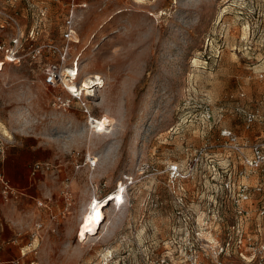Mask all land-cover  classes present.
<instances>
[{"label": "rangeland", "instance_id": "obj_1", "mask_svg": "<svg viewBox=\"0 0 264 264\" xmlns=\"http://www.w3.org/2000/svg\"><path fill=\"white\" fill-rule=\"evenodd\" d=\"M72 7L71 85L103 129L77 99L52 107L69 94L43 85L44 58L1 65L0 178L16 194L0 191V264H257L264 167L240 178L239 154L219 133L231 130L247 156L264 145V0H0L25 36L39 31L35 44L60 45ZM251 111L261 120L247 125ZM241 183L263 187L245 216L233 202ZM120 185V210L110 201L100 232L79 241L91 197Z\"/></svg>", "mask_w": 264, "mask_h": 264}, {"label": "built area", "instance_id": "obj_2", "mask_svg": "<svg viewBox=\"0 0 264 264\" xmlns=\"http://www.w3.org/2000/svg\"><path fill=\"white\" fill-rule=\"evenodd\" d=\"M0 21L5 24L10 30V37L8 41H0V53L2 59L0 60V67L4 63H13L19 64L24 58L30 60H38L39 58H44L48 64L43 75V85L46 87H60L62 86L67 92L68 97L63 98L60 95H56L53 98L52 107L56 110L67 111L70 106L72 99H77L80 101L81 109L84 114L88 116V124L92 127L91 123L96 122L92 119L89 114L88 106L86 102L81 101L80 93L71 91V84L76 80L77 77V68L75 65L73 67L67 66L68 54L72 49L73 45L78 43L75 33V22L73 7L70 9L68 16L64 21V33H63V42L60 45L55 43H39L35 44L34 40L39 35V31L35 28L30 29L28 35L25 36L24 31L18 21L17 16L7 11L4 8H0ZM1 28H4V25H0ZM24 37L30 41L27 51L23 54H20V48ZM26 40V39H25ZM96 79H99L96 77ZM203 115L206 119H211L212 113L210 107L206 106L203 109ZM244 118L247 125L261 120L258 112H244ZM94 128V127H92ZM95 129V128H94ZM220 136L224 138L228 145L232 147L235 152H237L238 159L243 164V169L238 172L240 178H247L251 173L257 171L264 167V145L263 144H254L250 147V155L247 156L242 152V147L236 141V137L233 132L229 129H222L220 131ZM207 144L200 149L199 154L194 159V162H197L199 156L207 150ZM40 165L37 164L34 166V171L38 170ZM144 169L147 170L148 166H144ZM169 171L179 175L180 178L184 179V175L179 170L177 165L169 166ZM1 183V194L5 200H8L10 197L15 196V191L11 188L6 181L0 178ZM230 182H226V188L229 189ZM263 191L261 185H255L253 187L241 183L237 189V194L233 199L234 205L236 206V211L239 216L247 215V210L244 209V204L248 203L252 197L256 194H260ZM64 195H67V191H63ZM258 215L264 218V201L261 202L258 208ZM220 253V252H219ZM252 258L257 260V264H264V244L252 249ZM162 262V261H161ZM188 264H199L196 257H192L188 260Z\"/></svg>", "mask_w": 264, "mask_h": 264}, {"label": "bare ground", "instance_id": "obj_3", "mask_svg": "<svg viewBox=\"0 0 264 264\" xmlns=\"http://www.w3.org/2000/svg\"><path fill=\"white\" fill-rule=\"evenodd\" d=\"M75 90L76 89L72 85L71 91H75ZM87 91H88V89L85 90V92H86L85 94L89 93ZM101 104H103L102 100L99 102V105H101ZM103 113H104L105 121H108L111 125H113V123L116 122V119L114 117H112L111 115H109L106 109L103 111ZM91 125H92V127H94L95 129H97L99 131L101 129H103V123L101 121H99L97 123L94 122L93 124L91 123ZM96 158H97V160H99L101 157L96 156ZM91 160H93V162H94V159L91 158ZM121 187L122 186L120 185L119 188L115 192L108 194V196H110V197L106 200L102 199V200L98 201L95 196L91 197L87 207L85 208L84 212L81 214L80 221L78 224L77 233H79V235H78L80 237L79 241H83L89 235L98 234L100 232V226H101L102 222L100 220L99 223H97L96 213H97V211H99L101 218L104 220V217H105L104 208H105V206H107L110 203V201H114L115 204L118 203L119 204L118 211L120 210L121 206L123 205V194H122L123 191H122ZM93 205H95V207H93ZM109 253L110 252H107V255Z\"/></svg>", "mask_w": 264, "mask_h": 264}, {"label": "snow or ice", "instance_id": "obj_4", "mask_svg": "<svg viewBox=\"0 0 264 264\" xmlns=\"http://www.w3.org/2000/svg\"><path fill=\"white\" fill-rule=\"evenodd\" d=\"M93 207H95V205H93ZM96 219H97V223H99L100 219H101V216H100V212L97 211L96 213Z\"/></svg>", "mask_w": 264, "mask_h": 264}, {"label": "crops", "instance_id": "obj_5", "mask_svg": "<svg viewBox=\"0 0 264 264\" xmlns=\"http://www.w3.org/2000/svg\"><path fill=\"white\" fill-rule=\"evenodd\" d=\"M41 205H43L42 202H39V203H38V206H41Z\"/></svg>", "mask_w": 264, "mask_h": 264}]
</instances>
